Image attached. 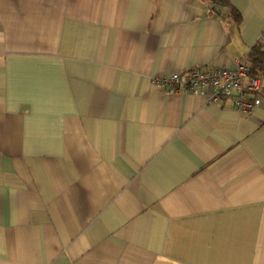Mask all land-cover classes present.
<instances>
[{"label": "crops", "instance_id": "1", "mask_svg": "<svg viewBox=\"0 0 264 264\" xmlns=\"http://www.w3.org/2000/svg\"><path fill=\"white\" fill-rule=\"evenodd\" d=\"M226 1L0 0V264H264V100L155 82L264 52Z\"/></svg>", "mask_w": 264, "mask_h": 264}, {"label": "built area", "instance_id": "2", "mask_svg": "<svg viewBox=\"0 0 264 264\" xmlns=\"http://www.w3.org/2000/svg\"><path fill=\"white\" fill-rule=\"evenodd\" d=\"M162 88L205 94L209 90V103H218L223 98L232 99L239 113H252L264 100L263 86L258 78L250 77L247 57L241 59L235 69L204 70L194 68L183 75L173 74L169 78H157Z\"/></svg>", "mask_w": 264, "mask_h": 264}, {"label": "trees", "instance_id": "3", "mask_svg": "<svg viewBox=\"0 0 264 264\" xmlns=\"http://www.w3.org/2000/svg\"><path fill=\"white\" fill-rule=\"evenodd\" d=\"M212 1L218 2L222 5L229 6L226 0H212ZM230 12L232 15L236 14L233 9H230ZM262 48H263V41L259 40L255 44V46L251 49L249 55L247 56V59L250 64V77L258 78L261 81V84H264V52L262 51ZM263 94H264V90H263Z\"/></svg>", "mask_w": 264, "mask_h": 264}]
</instances>
